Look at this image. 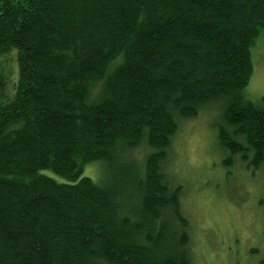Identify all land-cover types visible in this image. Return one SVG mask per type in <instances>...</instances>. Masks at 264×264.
I'll return each instance as SVG.
<instances>
[{
	"label": "trees",
	"instance_id": "16d2710c",
	"mask_svg": "<svg viewBox=\"0 0 264 264\" xmlns=\"http://www.w3.org/2000/svg\"><path fill=\"white\" fill-rule=\"evenodd\" d=\"M263 32L264 0H0V264H190L162 165L217 102L224 165L264 163V96L243 95Z\"/></svg>",
	"mask_w": 264,
	"mask_h": 264
},
{
	"label": "rangeland",
	"instance_id": "374dc122",
	"mask_svg": "<svg viewBox=\"0 0 264 264\" xmlns=\"http://www.w3.org/2000/svg\"><path fill=\"white\" fill-rule=\"evenodd\" d=\"M251 62L252 73L243 95L259 104L264 96V32L251 48ZM0 67L10 98L18 80L15 48L0 56ZM221 107L222 102L213 103L195 118L180 120L163 173L171 186L181 187L190 264H264V163L253 170L235 156L231 165H224L228 154L217 139ZM147 152L140 146L125 158L141 162ZM105 169L101 161L92 162L84 167L82 176L100 183Z\"/></svg>",
	"mask_w": 264,
	"mask_h": 264
}]
</instances>
